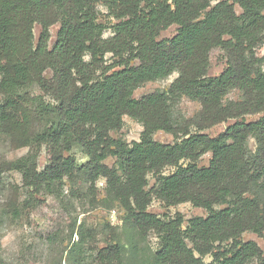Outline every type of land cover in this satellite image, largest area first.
I'll list each match as a JSON object with an SVG mask.
<instances>
[{"label":"trees","instance_id":"trees-1","mask_svg":"<svg viewBox=\"0 0 264 264\" xmlns=\"http://www.w3.org/2000/svg\"><path fill=\"white\" fill-rule=\"evenodd\" d=\"M99 7L115 20L108 38ZM172 25L176 34L159 39ZM263 43L264 0H0V135L32 151L8 164L31 192L23 207L41 190L91 174L105 180L106 195L131 227L143 237L155 234L154 264H264L259 245L242 240L250 232L264 241V115L246 121L264 113V58L256 54ZM212 49L225 54L216 76L208 74ZM107 54L114 61L103 66ZM174 73L167 90L134 98L142 84ZM31 87L41 94L29 93ZM232 91L238 100L227 99ZM183 97L200 108L176 122L173 109ZM123 116L141 124L138 141L109 135ZM228 120L217 137L203 133ZM158 131L173 141L153 140ZM75 147L88 158L82 167L64 156ZM43 148L48 164L39 171ZM206 154L208 166L200 167ZM108 157L113 166L103 163ZM167 167L174 171L164 175ZM148 174L155 178L149 190ZM152 197L166 207L190 203L207 215L183 227L181 214L165 220L149 213ZM124 253L107 246L97 264H124Z\"/></svg>","mask_w":264,"mask_h":264},{"label":"rangeland","instance_id":"rangeland-1","mask_svg":"<svg viewBox=\"0 0 264 264\" xmlns=\"http://www.w3.org/2000/svg\"><path fill=\"white\" fill-rule=\"evenodd\" d=\"M99 22L106 25L104 38L110 37L112 24L115 20L108 17L105 8L99 7ZM239 15L241 10L235 6ZM59 24L50 27V49L56 39ZM35 40L40 33V27H34ZM177 32V26L172 25L162 31L159 39L171 38ZM258 57L264 58V43L256 48ZM85 60L89 62V57ZM110 54L104 58V65L113 62ZM210 76L218 75L225 67V54L219 49L210 52ZM264 69V66H263ZM174 73L169 77L157 81L146 82L138 87L134 98L151 94L156 91H165L176 78ZM45 78H50L51 73L46 71ZM29 93L40 95L36 87H31ZM239 93L232 91L228 100H238ZM1 98V97H0ZM48 100L47 97H44ZM197 102L185 97L181 98L173 109L176 122L192 118L199 110ZM264 113L246 116L247 122L256 121ZM123 125L117 131H110L109 135L127 144L138 141L142 126L136 120L127 116L122 118ZM233 120L219 123L203 131L210 137H217ZM153 140L160 143H171L173 137L165 132L158 131L153 135ZM248 146L254 149L253 139H249ZM31 147L16 148L10 138L0 135V264H97L98 252L110 245L123 247L124 264H154L152 255L157 249V238L153 232L144 237L126 221L124 211L120 205L105 193L106 185L103 178L91 174L78 173L72 180H63L57 183L52 191L41 190L33 194L32 206L23 207L31 192H27L21 174L10 169L8 164L31 153ZM64 156H72L78 167H82L88 158L77 147ZM211 154L204 155L198 162L200 167L208 166ZM114 159L108 157L105 165L113 166ZM37 169L42 171L48 164L46 150L43 148L35 159ZM174 168L164 169V175L173 173ZM147 190L155 185L152 174L147 175ZM220 208V207H217ZM149 213L161 219H172L176 214H181L185 227L188 219L196 216L205 217L207 213L193 207L190 203L166 207L163 202L152 197L147 209ZM243 241H254L264 251V241L261 237L246 232L242 235ZM205 263L211 261L210 256L203 258Z\"/></svg>","mask_w":264,"mask_h":264}]
</instances>
